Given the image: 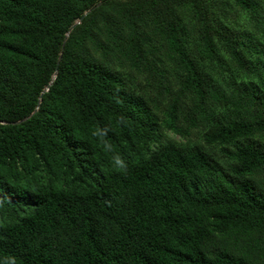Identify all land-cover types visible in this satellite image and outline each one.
<instances>
[{
    "label": "trees",
    "instance_id": "16d2710c",
    "mask_svg": "<svg viewBox=\"0 0 264 264\" xmlns=\"http://www.w3.org/2000/svg\"><path fill=\"white\" fill-rule=\"evenodd\" d=\"M260 137L264 0H0V264H264Z\"/></svg>",
    "mask_w": 264,
    "mask_h": 264
},
{
    "label": "rangeland",
    "instance_id": "374dc122",
    "mask_svg": "<svg viewBox=\"0 0 264 264\" xmlns=\"http://www.w3.org/2000/svg\"><path fill=\"white\" fill-rule=\"evenodd\" d=\"M164 135L167 138H170V139L175 140V141L180 142V143L186 142V140H187V138L180 137L176 134H173L172 132H170L168 130H164ZM259 139L264 144V137H260ZM189 143H191V144L192 143H201V144L205 145L202 136L199 137V135H193V134L189 137ZM214 154L218 158V160L221 161L223 164L226 162V159L224 157H222L219 152H215Z\"/></svg>",
    "mask_w": 264,
    "mask_h": 264
}]
</instances>
